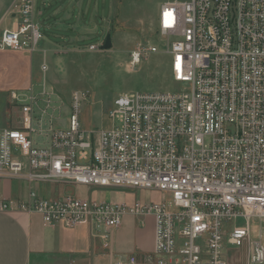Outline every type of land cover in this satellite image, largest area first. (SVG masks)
<instances>
[{
    "label": "built area",
    "instance_id": "2783aa9c",
    "mask_svg": "<svg viewBox=\"0 0 264 264\" xmlns=\"http://www.w3.org/2000/svg\"><path fill=\"white\" fill-rule=\"evenodd\" d=\"M34 4L14 5L18 28L3 33L0 50L32 52L41 41ZM158 32L162 47L138 45L128 65L165 53L181 90L121 95L98 131L81 121L87 93L73 94L60 129L38 122L30 97L23 127L0 129V179L156 191L161 201L49 200L31 191L27 201L0 200V212L90 225L106 242L126 215L141 226L153 217L146 264H228L230 248L247 245L250 264H264V0H167ZM113 264L139 263L120 255Z\"/></svg>",
    "mask_w": 264,
    "mask_h": 264
},
{
    "label": "crops",
    "instance_id": "0c3cea01",
    "mask_svg": "<svg viewBox=\"0 0 264 264\" xmlns=\"http://www.w3.org/2000/svg\"><path fill=\"white\" fill-rule=\"evenodd\" d=\"M19 1L4 0V6L0 9V38L5 31L18 28L20 18L13 7ZM34 14L35 20L43 19L48 28L43 34L39 24L41 40L46 39L45 47L40 51L37 49L40 41L32 52L0 50L1 111L2 107H10L8 102L15 109H20L21 103H28L30 97L37 98V107H46L44 102L53 95L50 93L53 86L51 84L47 88L45 78L49 71L48 58L65 55L76 45H82L94 37L95 20L100 17V0H35ZM60 64L61 59L55 61L56 68ZM39 71L44 76L43 89L35 95L33 87ZM44 92L47 94L43 96ZM3 99L6 104H3ZM71 100L72 97L70 104ZM50 101V107H54L55 99L51 98ZM19 114L17 122H4L0 129L22 128L21 110ZM125 190L127 189H95L73 183L31 184L24 180L0 179V200L27 201L30 192L36 191L39 196L49 200L71 196L129 205L138 202L129 199ZM141 192L159 197L158 201H151L149 198L140 201L142 203L159 202L162 199L159 192ZM103 194L108 197L105 198ZM139 220L126 215L121 225L112 231L111 239L106 242L90 225L73 228L62 223L46 225L37 213L0 212V264H113L120 255L135 256L139 264H146L154 248L155 222L153 217H145L143 226L147 232L139 236Z\"/></svg>",
    "mask_w": 264,
    "mask_h": 264
},
{
    "label": "rangeland",
    "instance_id": "374dc122",
    "mask_svg": "<svg viewBox=\"0 0 264 264\" xmlns=\"http://www.w3.org/2000/svg\"><path fill=\"white\" fill-rule=\"evenodd\" d=\"M165 1L167 0H100V17L95 20L94 37L82 45H76L65 55L48 58L49 71L45 78L47 88H50L51 84L53 86L50 92L53 95L47 99H55L56 104L49 112L47 109V113H44L46 108L41 104H38L41 107H34L38 122L55 129L67 128L68 111L71 106L69 100L73 93L84 92L88 95V101L84 103L81 121L86 129L98 131L108 126V111L114 100L121 95L181 90V86L173 80L170 57L165 53L149 55L135 69H130L128 65L130 53L138 45L162 47L163 41L158 32V23L159 9ZM3 6L4 0H0V9ZM36 22L40 24L41 32L45 34L48 30L45 21L37 19ZM108 35L111 36L112 47L104 50L102 46ZM45 43L44 38L37 49L39 51L43 49ZM91 43L99 45V50L90 51ZM58 59H61V64L56 68L55 61ZM43 77V73L39 71L36 85L33 87L35 95L43 89ZM2 102L6 104L4 99ZM8 104L10 107H2V111L0 107V128L4 122L12 124L20 118L21 108L15 109L10 102ZM125 192L129 199L136 201L149 198L151 201L159 200L156 194L148 196L136 189H127ZM103 195L105 198L108 197L107 194ZM244 224V221H238V225ZM258 228L259 225L252 226L253 237L256 236ZM146 232V227L140 225L138 235L143 236ZM250 248V245L244 248H230L228 264H250Z\"/></svg>",
    "mask_w": 264,
    "mask_h": 264
},
{
    "label": "water",
    "instance_id": "95a60500",
    "mask_svg": "<svg viewBox=\"0 0 264 264\" xmlns=\"http://www.w3.org/2000/svg\"><path fill=\"white\" fill-rule=\"evenodd\" d=\"M112 47V41H111V36H107L106 37V40H105V43H104V45L102 46V48L104 49V50H108V49H110Z\"/></svg>",
    "mask_w": 264,
    "mask_h": 264
}]
</instances>
